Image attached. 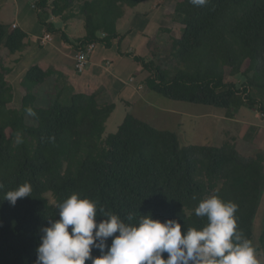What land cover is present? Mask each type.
<instances>
[{"label": "trees", "instance_id": "trees-1", "mask_svg": "<svg viewBox=\"0 0 264 264\" xmlns=\"http://www.w3.org/2000/svg\"><path fill=\"white\" fill-rule=\"evenodd\" d=\"M146 1L36 0L33 6L39 23L48 32L62 33L63 41L78 51L91 44L121 47L125 35L118 32V21L128 8ZM73 9L79 10L86 30L76 44L48 22L51 15L64 11L71 17ZM179 17L182 33L170 39L171 60L178 64L174 76L155 59L134 57L148 74L145 87L172 101L226 110L230 119L242 108L264 112L263 103L252 96L254 88H264V0H210L203 7L180 0L171 18ZM26 37L23 30L7 28L0 20V51H24ZM9 71L0 63V264H35L40 229L50 218L59 219L57 205L73 193L97 201L98 207L126 222L129 214L133 223L148 214L162 222L176 219L182 232L207 223L194 210L215 194L238 205V228L256 253L260 250L254 229L264 192V153L247 156L231 144L181 147L174 131L132 114L116 133L106 136L115 104L74 93L64 105V90H58L47 107L38 106L34 87L45 84L51 72L37 65L24 76L26 94L20 107L11 108L14 88L7 80ZM238 75L248 79L242 88L226 81ZM27 109L35 115H28ZM17 133L22 134L21 144L15 142ZM25 182L32 186L31 196L14 206L4 199L7 191ZM99 215L98 211L97 221L102 219ZM92 255L100 252L93 249Z\"/></svg>", "mask_w": 264, "mask_h": 264}, {"label": "clouds", "instance_id": "clouds-1", "mask_svg": "<svg viewBox=\"0 0 264 264\" xmlns=\"http://www.w3.org/2000/svg\"><path fill=\"white\" fill-rule=\"evenodd\" d=\"M189 2L203 7L210 0ZM27 113L35 115L31 109ZM15 142H23L22 134L17 133ZM31 193V184L25 182L7 191L4 199L14 206ZM57 208L59 219L50 218L48 225L40 229L35 264H260L252 241L238 228V205L215 194L201 200L194 210L197 217H206L207 223L202 228L187 227L183 232L178 220L162 222L151 214L140 215L135 223L129 214L126 222L78 193L71 194ZM98 211L102 217L99 221ZM93 249L100 255L93 257Z\"/></svg>", "mask_w": 264, "mask_h": 264}, {"label": "crops", "instance_id": "crops-1", "mask_svg": "<svg viewBox=\"0 0 264 264\" xmlns=\"http://www.w3.org/2000/svg\"><path fill=\"white\" fill-rule=\"evenodd\" d=\"M35 1L0 0L1 22L6 27L13 28V25H17V28L27 34L24 51L11 54L2 49V54L0 52L2 56L0 63L10 69L7 80L13 86L14 93L17 85L12 80L18 77V82L23 83L26 72L37 65L43 70L51 72L47 82L49 81L55 86V88L51 87L54 92L73 89L74 93H82L88 96L95 95L100 104H115L116 109L109 118L108 125L106 124L107 135L111 131H118L121 126L120 120L124 121L128 114L141 118L140 116H144L148 111L154 112L152 107L147 104V97L145 96V91H148L145 87L148 74L134 58L140 56L149 59V56H147L148 50L144 54L136 52L131 37L135 32L137 36H150L148 40L154 38L157 29L162 28V26L153 27L158 20L155 13L150 16L149 11L140 12L138 9L142 4L136 9L128 8L126 11L131 9L130 13H135L136 18L126 32H121L120 27L123 20L127 18V12L118 21V32L125 35L121 47L118 43H115L111 48L98 44L91 56L87 70L84 73H78L75 69L77 51L69 43L63 41L62 33L49 32L53 35V41L46 45L41 43V39L48 32V29L38 21L37 11L33 7ZM144 8L147 9L146 5ZM67 15V11H64L60 16L51 15L48 22L53 23L57 32H63L68 36L70 42L76 44L86 35L85 23L78 13H74L71 17H67ZM153 18L157 20H153ZM160 18L163 19L162 16ZM166 18L167 16L164 19ZM19 76H22V78ZM61 77H63V81H60ZM35 91L39 96L37 90ZM54 92L52 91V93ZM119 113L122 117L118 120L116 117ZM149 118L152 122H157V118L154 116ZM156 124V126H160L161 122L158 121ZM244 125V130H253L254 133L253 136L248 135L247 137L244 133H240L241 136H238L237 139L240 144L245 142L243 145L249 150L247 156H254L259 152L264 153V138L261 137L264 136V127L258 124L255 125L248 120Z\"/></svg>", "mask_w": 264, "mask_h": 264}, {"label": "rangeland", "instance_id": "rangeland-1", "mask_svg": "<svg viewBox=\"0 0 264 264\" xmlns=\"http://www.w3.org/2000/svg\"><path fill=\"white\" fill-rule=\"evenodd\" d=\"M179 1L180 0H147L141 5V7H139L138 10L140 12L149 11L150 16H153V14L155 13V16L158 20L156 18H153V20H157V22H155L156 24H154L153 27L157 28L159 26H162L165 31H160L161 28L157 29L155 35L156 39L153 40H148L150 36L147 35L137 36V33L135 32L131 37L134 43L132 45L134 49H136V52L138 51V53L144 54V52L148 50L147 56H149V59H145L147 61H151L154 59L157 60V62L161 66H163V68L167 69L168 71L170 70V76L175 75L178 67V64L171 60L172 57L170 55V39L171 36H180L183 29L180 17L177 20H173L171 18L172 14L174 13L175 4ZM145 5L147 9L144 8ZM131 9L126 11L128 19L126 18V20H123V24L120 27L121 32H126L130 28L132 21H134L136 18V16L134 15L135 13H130ZM73 10L75 13L79 14V10ZM143 16L145 15L143 14ZM161 16L163 19L160 18ZM165 16H167L166 19H164ZM169 29L171 31H167ZM0 52L2 54V51ZM1 57L2 56L0 55V59ZM19 77L22 78V76ZM63 80V77H61L60 81ZM12 81L17 86L14 93V101L12 102V104H10V107L17 108L20 107L22 97L26 94V87H23L22 83V86H20L21 84L18 82V77H16L15 80ZM226 81L235 83L239 88H242L244 84L248 83V79L241 75H238L236 77H229ZM51 87L55 88V86H53L49 81L41 86L34 87L39 94V99L37 102L38 106L47 107L50 104V97L51 94H53L52 91L54 92V89H52ZM64 92L66 94H64V96L62 97L63 104L69 105L70 98L74 94L73 89H66L64 90ZM145 96L147 97V104L152 107L154 112L148 111L144 116L140 117L143 120L152 123L153 126L159 129L174 131L179 138L181 147H217L231 144L232 146L236 145L237 150L247 155L249 153V150L245 148V145H243L245 144V142L240 144L239 140H237L238 136H241L240 133H244L246 137L248 135H254L253 130H244V124H246V120L255 125L258 124L264 127V112L261 111L259 107L254 110H251L249 108H242L240 111L235 112L236 116L234 119H230L226 116V110L223 109H217L215 107L186 102L172 101L163 98L158 94L151 92L150 90L145 91ZM252 96L257 101L262 102L264 106V88H254L252 91ZM152 116L157 118V122L151 121L149 117ZM120 117H122L121 113H119L116 118L119 120ZM158 121L161 122L160 126H156V123H158ZM122 122L123 120H120L121 124ZM116 132L117 131H111L110 133H108V135L114 134ZM108 135L106 134V136ZM261 137L264 138V136ZM47 196L51 203H55L52 194H48ZM258 210V215L256 216L255 221L254 237L255 245L260 247V250L257 252V258L260 261V264H264V246L261 245V239L264 232V192Z\"/></svg>", "mask_w": 264, "mask_h": 264}, {"label": "built area", "instance_id": "built-area-1", "mask_svg": "<svg viewBox=\"0 0 264 264\" xmlns=\"http://www.w3.org/2000/svg\"><path fill=\"white\" fill-rule=\"evenodd\" d=\"M34 7V6H33ZM35 9V7H34ZM13 28L16 29L17 25H13ZM53 41V35L47 32L44 37L41 39V43L46 45ZM96 49L95 44H91L86 48H82L76 52L75 55V69L78 73H84L90 63L92 54Z\"/></svg>", "mask_w": 264, "mask_h": 264}]
</instances>
